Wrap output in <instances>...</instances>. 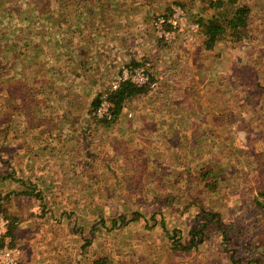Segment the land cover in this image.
<instances>
[{
  "label": "rangeland",
  "instance_id": "rangeland-1",
  "mask_svg": "<svg viewBox=\"0 0 264 264\" xmlns=\"http://www.w3.org/2000/svg\"><path fill=\"white\" fill-rule=\"evenodd\" d=\"M240 1L251 6L242 40L228 36L209 50L200 26L187 38L201 9L211 14L209 0H0V65L13 88L0 96V192L20 217L18 264L31 262V243L51 237H72L66 264L97 254L115 264H229L224 239L232 249L264 250L254 207V198L264 205V0ZM179 2L183 31L166 42L152 18ZM103 33L104 43L88 46L87 37L98 42ZM133 61L148 69L147 84L154 77L149 93L111 129H87L91 100ZM33 82L25 98L21 87ZM125 139L141 153L135 172L128 157L100 161ZM204 169L218 178H203ZM31 189L38 193L25 194ZM209 211L225 233L205 241L195 231ZM192 239L197 245L178 246Z\"/></svg>",
  "mask_w": 264,
  "mask_h": 264
},
{
  "label": "trees",
  "instance_id": "trees-1",
  "mask_svg": "<svg viewBox=\"0 0 264 264\" xmlns=\"http://www.w3.org/2000/svg\"><path fill=\"white\" fill-rule=\"evenodd\" d=\"M51 1V0H50ZM50 3H47L49 5ZM179 5L182 7L184 6L183 2H179ZM185 7V6H184ZM207 9L211 11V14H205V10L201 9L198 16V23L200 26V32H202L205 35V38L203 40V45L206 49H213L216 47L217 43L221 40L227 38L228 36L232 37L233 40L239 41L242 40L243 35L246 33L248 26H249V20H250V13H251V6L242 3L240 0H209V3L207 2ZM148 60V59H145ZM144 60V61H145ZM135 66L142 65L141 62H132ZM148 64V62H147ZM4 69H6V66L0 65V96L10 95L11 92H13L12 86L8 85L7 81L3 76L5 75ZM148 70V69H147ZM154 77H151V82L145 86H137L132 84L131 82H124L121 84L119 89L117 91H112L109 95L110 100L113 102V119L111 120H100L96 118L93 111L98 106L101 95L100 93L97 94L92 100L90 107L91 113L89 116V120H87V127H90L92 125L94 128L97 129H103V130H109L112 128V126L116 123V121L120 118L121 113L125 107L128 106L129 103H132L136 98H139L141 96H145L149 93L151 89V83L154 82ZM22 91L26 90V94L24 95L25 98L29 97L31 94L30 86L23 87L22 85ZM65 116V115H64ZM63 116V117H64ZM52 117V116H51ZM52 120V118H50ZM59 120V118H58ZM38 124V122H37ZM34 126V125H33ZM123 144H114L113 152L117 153L120 150L124 151L125 155L128 154V160H130V163L134 161V156L130 155V153L133 152L131 148H127L125 146L126 142H122ZM109 157V158H108ZM110 158H114V154L107 155L104 160L106 161V164L108 167H110ZM210 173L211 178H218L217 175H213V170L207 171L204 169L202 171L203 178L207 179L210 178L208 175ZM113 178H124V176L120 175H112ZM5 178V176L1 177ZM124 183V181L116 180V185H120ZM38 192L36 190L31 189L29 195H35ZM9 194H3L0 192V215L7 221V231L6 233H3L0 235V249L5 245L6 243V237L10 238V245L15 247L19 244L18 238H19V231H20V217L17 216L15 213L13 214L9 207V200L10 197ZM254 207L255 210L260 207V210L262 212H256V220L255 223L257 226L264 225V205L261 203L260 198H254ZM198 218L201 219L198 223V231H195V234L201 235L202 238L208 237L209 232H214L217 230H220L222 234L225 233V230L221 226V219L220 214L216 211H209L205 213L204 217L201 218L200 215H198ZM194 239V238H193ZM192 239V240H193ZM222 243L224 244V248L226 251H229L230 257H231V264H264V250L262 252H259L257 254H254L251 249H232L230 247V244H228L227 239L223 240ZM197 245L195 241L193 240L190 245H185L178 243V246L180 248L188 249L191 246ZM260 247L264 248V241ZM259 247V248H260ZM250 254L248 256V260L245 262L244 258L246 257L245 254ZM90 264H115L112 258L108 255H101L99 257L94 258Z\"/></svg>",
  "mask_w": 264,
  "mask_h": 264
},
{
  "label": "built area",
  "instance_id": "built-area-1",
  "mask_svg": "<svg viewBox=\"0 0 264 264\" xmlns=\"http://www.w3.org/2000/svg\"><path fill=\"white\" fill-rule=\"evenodd\" d=\"M186 14V9L181 5L176 4L172 6L169 15L153 17L152 22L156 36L166 42L175 40L183 31V28L181 27V20L185 18ZM193 24L190 26L187 38H191L194 32H196L199 28V24ZM149 81L150 75L146 67L124 65L118 76L111 82L110 87L102 93L100 102L95 110L96 117L98 119H113L112 110L114 104L110 100L109 95L112 91H117L122 83L131 82L134 85L143 86ZM19 256V250L17 247L11 246L10 242L7 241L0 249V264H18Z\"/></svg>",
  "mask_w": 264,
  "mask_h": 264
},
{
  "label": "crops",
  "instance_id": "crops-1",
  "mask_svg": "<svg viewBox=\"0 0 264 264\" xmlns=\"http://www.w3.org/2000/svg\"><path fill=\"white\" fill-rule=\"evenodd\" d=\"M92 1V0H91ZM95 1H97V2H104V0H95ZM74 28V27H73ZM78 30L79 29H77V28H74V29H71V31H66L67 32V35H72V36H75V34L78 32ZM104 34L105 33H103V36H101V37H98V42L96 41L95 42V40H93V39H91V37H87V42H88V46H94V45H96V44H101V43H104L103 42V40L102 39H104ZM82 42H83V44H85V42H86V39L84 38V40H82ZM35 45V44H34ZM97 61L99 60V59H96ZM96 67H97V69H99V67H103V64L102 63H100V64H98L97 63V65H96ZM35 82V81H34ZM32 83L31 84V86H35L36 84L35 83ZM37 82V81H36ZM71 104V103H70ZM69 108L71 109V110H73L72 108V105H69ZM66 110V109H65ZM71 110H69L68 109V111H71ZM43 112V111H42ZM54 113H55V110H54ZM54 113L52 114L53 115V117H51V118H56V120H58V117H54ZM64 113V119H65V121H68V120H70L69 118H72V116H73V111H71V112H66V111H64L63 112ZM122 114H125V110L124 111H122ZM127 115H128V117H131L132 115H133V112L132 111H130V110H128V113H127ZM74 125V124H73ZM73 125L71 126L70 125V127L67 125V129H68V132H71V129H74L73 128ZM133 126V125H132ZM138 126H141V125H139V124H136V128L138 127ZM147 126V125H146ZM39 128V124H37V122H36V124H35V126H33V125H31V127H28V129H38ZM87 129H90V130H92V131H94V129L95 130H97V128H94L92 125H90V127H86ZM132 128V127H131ZM136 128H133V129H130V131H132V130H134L135 131V129ZM23 129H25L26 130V128H23ZM43 130V129H42ZM129 131V132H130ZM108 133H111V131L110 132H108ZM50 138V137H49ZM72 139V142L73 143H76V140L74 139V138H71ZM134 140V139H133ZM132 140H130V139H125L124 141H122V142H129V145L131 146V144H133V143H130ZM85 142H88V143H91V141L89 140V139H85ZM141 142H143V140H141ZM117 142H114V144H116ZM126 147V146H125ZM137 146H132V150H133V152L132 153H130V155H132V156H134V157H137V155H139V154H141L140 152H137V150L135 149ZM128 148V147H127ZM144 152H142V154H143ZM111 154H114V158H116V159H123V160H126L127 158V156H128V154H129V150H128V152H127V154L125 155V153H124V151H122V150H120L119 152H113V150H109L108 152H107V154L106 155H104L103 157H102V159L100 158V157H98V158H100V161H101V163L102 164H105L106 162H104V158H106V156L107 155H111ZM126 158V159H125ZM80 160H82V157H81V159ZM204 164H207L206 163V161H202ZM100 163V162H99ZM137 163H132L131 165H130V169L133 171V172H135V171H137V165H136ZM124 166L125 167H121V170L123 171L127 166H129V165H127V164H124ZM87 166L86 165H84V164H82V166H81V170L82 171H80V173H81V175H85V173L87 172L86 170H85V168H86ZM87 169V168H86ZM129 169V170H130ZM107 170H109V169H107ZM211 170V169H210ZM210 170H207V171H209L210 172ZM120 171V170H119ZM128 171V170H127ZM204 171V170H203ZM96 172H98L97 171V169H96ZM109 173H111L112 175L114 174H116V175H119L118 173V170L116 169V168H113V171H109ZM123 173V172H122ZM124 174V173H123ZM208 176H210V173H209V175ZM20 238V237H19ZM19 238H18V241H19ZM71 238L72 237H51L50 239L51 240H53V241H47V242H43L42 241V239H39L38 241H37V243H31L30 244V248L29 249H27L26 250V254H27V256H29V257H31V262H27L26 261V263L27 264H66L65 262H66V260H67V258H61V255H63L64 254V252H65V250L66 249H69L70 247H69V241L71 240ZM9 240V237H6V242ZM8 242H10V241H8ZM96 257H99V255L97 254V255H95V256H93V258L92 259H94V258H96ZM92 261V260H91ZM228 262H229V264H231V257H230V255H229V258H228ZM25 263V262H24ZM23 263V264H24Z\"/></svg>",
  "mask_w": 264,
  "mask_h": 264
}]
</instances>
